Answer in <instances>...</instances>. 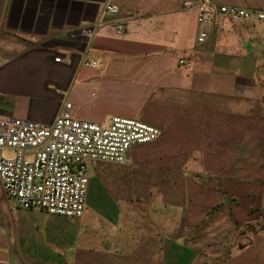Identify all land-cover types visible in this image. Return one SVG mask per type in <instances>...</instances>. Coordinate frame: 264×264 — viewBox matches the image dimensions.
<instances>
[{
  "label": "crops",
  "instance_id": "0c3cea01",
  "mask_svg": "<svg viewBox=\"0 0 264 264\" xmlns=\"http://www.w3.org/2000/svg\"><path fill=\"white\" fill-rule=\"evenodd\" d=\"M184 1L192 0H0L1 113L49 125L68 100L79 119L125 116L177 139L176 175H214L216 167L244 173L246 139H264V21L217 17L202 27ZM215 1L264 11V0ZM96 23L90 44L74 36ZM202 30L208 37L199 43ZM93 59H101L100 69L84 65ZM90 166L86 210L75 219L16 210L0 185V264H264V230L248 243L215 249L212 194L196 196L190 221L166 226L139 206L166 202L159 187L142 194L117 183L120 166Z\"/></svg>",
  "mask_w": 264,
  "mask_h": 264
},
{
  "label": "built area",
  "instance_id": "2783aa9c",
  "mask_svg": "<svg viewBox=\"0 0 264 264\" xmlns=\"http://www.w3.org/2000/svg\"><path fill=\"white\" fill-rule=\"evenodd\" d=\"M184 6L197 10V21L202 27L217 17L232 22H250L254 18L264 21V11L215 0L184 1ZM106 9L114 15L120 12L111 3ZM99 26L96 23L84 27L74 36L90 44ZM116 30L123 34L124 22H118ZM207 37L208 32L202 30L198 42L203 43ZM63 61L71 60L67 57ZM179 64L192 66L184 59ZM84 65L100 69L101 59L85 60ZM74 108L71 101H64L59 115L49 125L0 111V185L14 209L39 208L69 218L82 217L88 196V167L97 163L125 165L134 147L154 143L162 135L155 125L119 115L108 124L82 120L74 116ZM8 150L12 156L6 155Z\"/></svg>",
  "mask_w": 264,
  "mask_h": 264
},
{
  "label": "rangeland",
  "instance_id": "374dc122",
  "mask_svg": "<svg viewBox=\"0 0 264 264\" xmlns=\"http://www.w3.org/2000/svg\"><path fill=\"white\" fill-rule=\"evenodd\" d=\"M257 26L262 27L259 23ZM108 123L109 121L103 124ZM246 140V170L242 174L228 175L225 172L229 171L218 167L214 169V175L174 174L175 170L170 168L175 165L174 147L178 142L168 135L155 143L133 149L130 162L128 157L127 164L117 165L121 168L117 171V183L139 187L144 190L142 194H150L149 186L159 187L167 196L166 202H162V199L155 202L152 199L139 206L144 207L147 212L151 210L148 215L159 217L162 221L165 219L166 226L173 223L175 218L182 217L184 222L190 221L199 210L197 204L192 202L196 196L197 199L201 195L206 198L208 193L211 199L212 194L214 207L211 213L216 219L215 249H224L230 244L237 245L238 241L248 243L253 234L264 230V139ZM6 155L12 156L13 152L8 150ZM87 175H92L91 166ZM154 194L151 192V195ZM178 204H182V207ZM201 210L204 215L210 211L205 205ZM90 215L99 214L92 211ZM95 243V240H86V244L93 247ZM110 243L111 241H102V245ZM109 247L113 248L115 245ZM71 254L73 256L74 253Z\"/></svg>",
  "mask_w": 264,
  "mask_h": 264
}]
</instances>
